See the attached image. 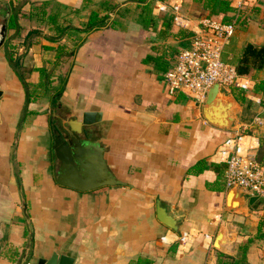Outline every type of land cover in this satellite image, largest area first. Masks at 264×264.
I'll return each instance as SVG.
<instances>
[{
    "label": "crops",
    "instance_id": "0c3cea01",
    "mask_svg": "<svg viewBox=\"0 0 264 264\" xmlns=\"http://www.w3.org/2000/svg\"><path fill=\"white\" fill-rule=\"evenodd\" d=\"M174 1L189 25L174 19ZM110 2L119 4L107 23L86 28L89 11L104 13ZM149 2L145 25L131 0H0V26L7 25L0 44V264H36L52 251L72 264H219L220 254L264 264V238L255 237L264 199L227 186L225 163L212 157L227 136L247 131L258 134L264 161V129L252 124L264 112V87L253 89L264 64L242 73L253 79L251 88L221 87L236 101L231 125L210 122L204 101L170 93L156 67L176 62L207 10L194 0ZM112 18L124 27L110 26ZM247 43L264 44V0L242 11L222 58L236 65ZM149 53L159 56L157 64L143 60ZM82 110L100 112L93 136L121 183L78 190L55 180L53 117ZM158 204L179 230L199 229L189 249H178Z\"/></svg>",
    "mask_w": 264,
    "mask_h": 264
},
{
    "label": "built area",
    "instance_id": "2783aa9c",
    "mask_svg": "<svg viewBox=\"0 0 264 264\" xmlns=\"http://www.w3.org/2000/svg\"><path fill=\"white\" fill-rule=\"evenodd\" d=\"M256 0H230L233 8L231 17L224 20L215 15L199 17L191 28L188 45L182 47L176 62L164 74L170 93L181 90L196 102L204 101L213 83L249 89L253 79L240 73L234 63L222 58L224 43L234 33L242 11L255 4ZM167 2L160 1L159 9H165ZM169 5L174 11V19L189 25V18L182 12L179 2ZM255 127L264 129V112H258L252 119ZM259 136L253 132L241 131L227 136L215 149L212 157L225 163V183L237 186L264 199V162L257 157ZM174 230V229H173ZM177 232V247L189 249L199 234L196 227H186ZM203 237H209L205 232ZM165 239V235L160 236Z\"/></svg>",
    "mask_w": 264,
    "mask_h": 264
},
{
    "label": "water",
    "instance_id": "95a60500",
    "mask_svg": "<svg viewBox=\"0 0 264 264\" xmlns=\"http://www.w3.org/2000/svg\"><path fill=\"white\" fill-rule=\"evenodd\" d=\"M6 23L0 26V44L6 34ZM231 98V99H230ZM235 99L227 95L218 83H213L204 99L203 112L207 120L220 125H231L233 117L230 107ZM233 112V111H232ZM99 111L82 110L79 114L65 119L55 115V127L52 133V149L59 164L54 169V178L59 184L78 190H87L104 184H117L118 179L109 168L103 154V146L94 135L93 124L100 120ZM157 216L164 224L179 230L175 219L158 204ZM73 258L57 251L48 257H39L36 264H72Z\"/></svg>",
    "mask_w": 264,
    "mask_h": 264
},
{
    "label": "trees",
    "instance_id": "16d2710c",
    "mask_svg": "<svg viewBox=\"0 0 264 264\" xmlns=\"http://www.w3.org/2000/svg\"><path fill=\"white\" fill-rule=\"evenodd\" d=\"M135 1L136 7L140 9V12H144L143 15V23L145 25H148L151 23V15H150V2L149 0H131ZM201 4L202 8L207 10V14L209 15H215L220 16L224 20H228L231 17L233 8L230 4V0H194ZM119 3L118 2H110L108 5V10L106 12L100 13L97 9H91L88 13V17L85 23L86 28L91 27H99L102 25H105L107 23L108 18V11H112ZM15 22L12 16H10L8 20L9 26H14ZM109 25L114 27H124L123 22L120 18H112L109 22ZM9 58L18 65V59L16 56L9 55ZM145 62H157L160 60L159 56H155L153 54H146V56L143 58ZM157 64V63H155ZM264 64V44L263 45H254L252 43H247L243 51L239 57V60L236 64L237 70L241 73H249L252 71V69H259ZM159 65V64H158ZM157 71H163L165 72L169 66L166 64L162 65L160 63V66H156ZM155 67V68H156ZM264 87V79L257 80L254 85V91H258ZM233 95L236 99L243 100L244 95L241 91L236 90V88L231 89ZM28 98V97H27ZM260 146V145H259ZM259 147L257 148V150ZM259 158V156L257 155ZM260 159V158H259ZM262 162H264L262 159H260ZM264 220L262 219L257 227V232L255 234V237H263L264 238ZM252 238H248L244 246H241V250L244 253L245 249L248 246V242L251 241ZM218 258L219 264H239L238 261L233 259L231 256L226 254H220Z\"/></svg>",
    "mask_w": 264,
    "mask_h": 264
}]
</instances>
